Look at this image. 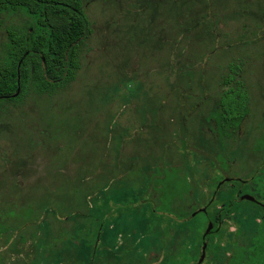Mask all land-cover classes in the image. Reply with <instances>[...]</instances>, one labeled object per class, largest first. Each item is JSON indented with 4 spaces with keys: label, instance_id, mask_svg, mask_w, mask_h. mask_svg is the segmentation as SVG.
Masks as SVG:
<instances>
[{
    "label": "rangeland",
    "instance_id": "obj_1",
    "mask_svg": "<svg viewBox=\"0 0 264 264\" xmlns=\"http://www.w3.org/2000/svg\"><path fill=\"white\" fill-rule=\"evenodd\" d=\"M83 5L75 81L0 111V264H194L200 211L236 189L260 205L237 200L222 262H203L248 261L264 246V0ZM26 19L3 14L0 45ZM230 65L249 112L222 129Z\"/></svg>",
    "mask_w": 264,
    "mask_h": 264
},
{
    "label": "trees",
    "instance_id": "obj_2",
    "mask_svg": "<svg viewBox=\"0 0 264 264\" xmlns=\"http://www.w3.org/2000/svg\"><path fill=\"white\" fill-rule=\"evenodd\" d=\"M18 11L26 14V21L22 25L7 26L6 41L0 45V111L8 103L22 105L31 93L52 96L68 88L80 70V47L91 32L83 0H0V17ZM230 69L233 73L225 80L229 87L222 93L219 102V125L222 129L228 125L231 127V124L238 125L249 112L245 85L242 81L234 82L239 68L230 65ZM238 195L236 189L225 204L219 203L213 208L211 215L209 208L206 210L212 229L205 237V233L200 237V242L198 239L196 255L199 256L196 260L191 259L196 261L194 264H198L203 254L204 243L206 260L213 247L215 263L222 262L226 245L231 244H221L230 227L226 219L232 221L233 207L237 200L242 199ZM262 224L259 223V228ZM258 246L264 248L254 241L252 249L247 250L248 261H238L236 254L230 263L264 264L263 251L256 252ZM233 247L236 248V243ZM259 255L263 258L256 263Z\"/></svg>",
    "mask_w": 264,
    "mask_h": 264
},
{
    "label": "water",
    "instance_id": "obj_3",
    "mask_svg": "<svg viewBox=\"0 0 264 264\" xmlns=\"http://www.w3.org/2000/svg\"><path fill=\"white\" fill-rule=\"evenodd\" d=\"M17 95V94H16ZM15 95V96H16ZM245 199L246 198H248V199H250V200H252V201H254V198L253 197H251V196H243ZM202 212H206V209H202L201 210ZM194 215H196V214H194ZM212 229V224L210 223L209 224V226H208V228H207V230H206V232H205V234H204V237L209 233V231ZM205 248H206V244L204 243L203 244V254H202V256H201V258H200V260H199V262H198V264H201L202 262H203V260H204V258H205Z\"/></svg>",
    "mask_w": 264,
    "mask_h": 264
},
{
    "label": "flooded vegetation",
    "instance_id": "obj_4",
    "mask_svg": "<svg viewBox=\"0 0 264 264\" xmlns=\"http://www.w3.org/2000/svg\"><path fill=\"white\" fill-rule=\"evenodd\" d=\"M224 180H226V182H230L231 181V179H223V181ZM240 183H242L241 181H239ZM220 185V184H219ZM218 188H219V186H218ZM238 191H239V189H238ZM239 197H241L242 199H245L243 196H242V194H241V192L239 191V195H238ZM250 196V195H249ZM214 197V194L212 195V198ZM251 197H253V196H251ZM254 198V201H252V200H250V199H248V198H246V200H249V201H251L252 203H254V204H257V205H260V202L255 198V197H253ZM212 201V200H211ZM210 201V202H211ZM208 207H209V203L206 205V207H205V209L207 210L208 209ZM208 223H210L209 221H208ZM207 223V224H208Z\"/></svg>",
    "mask_w": 264,
    "mask_h": 264
}]
</instances>
